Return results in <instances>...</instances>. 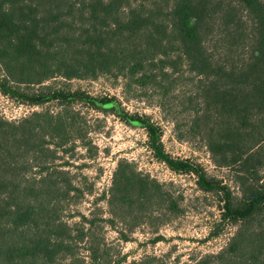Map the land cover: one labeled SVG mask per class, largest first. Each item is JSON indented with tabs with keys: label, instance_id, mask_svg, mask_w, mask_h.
Here are the masks:
<instances>
[{
	"label": "trees",
	"instance_id": "obj_1",
	"mask_svg": "<svg viewBox=\"0 0 264 264\" xmlns=\"http://www.w3.org/2000/svg\"><path fill=\"white\" fill-rule=\"evenodd\" d=\"M213 37L221 38L223 56L208 48ZM181 61L198 79L194 128L218 167L239 166L240 197L201 166L169 155L149 118L124 113L115 99L68 97L145 129L156 160L193 174L203 192L220 198L222 221L238 231L196 264H264V0H0V91L21 103L61 101L60 90L22 89L57 77L128 75L162 84ZM74 118L50 111L15 123L0 118V264H87L82 243L90 264L114 263L91 238L93 219L82 216L74 227L59 215V205L80 192L55 164L57 149L78 133ZM103 197L112 227L144 219L148 208L178 211L162 184L125 160Z\"/></svg>",
	"mask_w": 264,
	"mask_h": 264
},
{
	"label": "rangeland",
	"instance_id": "obj_2",
	"mask_svg": "<svg viewBox=\"0 0 264 264\" xmlns=\"http://www.w3.org/2000/svg\"><path fill=\"white\" fill-rule=\"evenodd\" d=\"M221 38L207 42L214 54L223 56ZM164 83H148L128 75H100L96 79H51L42 85L22 86L27 93L60 90L61 101L31 105L14 100L0 91V118L20 122L35 113L68 112L76 121V136L57 149L56 165L69 172L67 176L80 192L71 194L69 203L59 205L64 222L75 227L82 216L93 219L91 238L108 251L111 264L139 262L155 257L158 264H196L206 256H215L225 249L238 231V226L222 221V203L216 195L203 192L193 174L176 173L156 160L148 148L145 129L126 123L113 110L103 111L89 103L69 98L80 93L95 98H111L129 115L147 117L163 132L165 151L176 159L189 160L202 167L212 178L223 182L235 197H240L239 166L218 167L202 135L195 129L197 77L184 61ZM0 76H3L0 66ZM161 86V87H160ZM128 161L143 175L162 184L178 211L161 207L148 208L144 219L112 227L107 200L113 175L120 161ZM150 211V212H149ZM89 227V225H86ZM127 237L124 240L121 234ZM88 244L82 243L79 255L90 264Z\"/></svg>",
	"mask_w": 264,
	"mask_h": 264
}]
</instances>
